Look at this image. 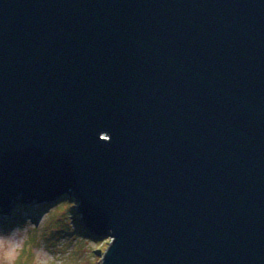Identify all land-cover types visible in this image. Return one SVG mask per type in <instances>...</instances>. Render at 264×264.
<instances>
[{"label": "water", "instance_id": "water-1", "mask_svg": "<svg viewBox=\"0 0 264 264\" xmlns=\"http://www.w3.org/2000/svg\"><path fill=\"white\" fill-rule=\"evenodd\" d=\"M63 196L101 264H264V0H0V210Z\"/></svg>", "mask_w": 264, "mask_h": 264}, {"label": "rangeland", "instance_id": "rangeland-1", "mask_svg": "<svg viewBox=\"0 0 264 264\" xmlns=\"http://www.w3.org/2000/svg\"><path fill=\"white\" fill-rule=\"evenodd\" d=\"M64 199L0 210V247L7 249L11 264H101L111 238L83 234Z\"/></svg>", "mask_w": 264, "mask_h": 264}, {"label": "trees", "instance_id": "trees-1", "mask_svg": "<svg viewBox=\"0 0 264 264\" xmlns=\"http://www.w3.org/2000/svg\"><path fill=\"white\" fill-rule=\"evenodd\" d=\"M66 197V198H65ZM62 199H64L65 200V202H66V204H68V206L70 207V208H72V213H73V217H72V219H73V223L76 225V227H79V228H81V230H83V234H88L89 236H91V237H99V236H97V235H95L94 233H91V232H89V230H87L86 228H85V226L83 225V223L82 222H80L79 224L76 222V221H80L79 220V217H80V214H79V212H78V210H77V204H76V201H74L75 200V197H69V196H63V197H61ZM67 198H69L68 200H66ZM72 200V201H71Z\"/></svg>", "mask_w": 264, "mask_h": 264}, {"label": "clouds", "instance_id": "clouds-1", "mask_svg": "<svg viewBox=\"0 0 264 264\" xmlns=\"http://www.w3.org/2000/svg\"><path fill=\"white\" fill-rule=\"evenodd\" d=\"M0 264H11V258L4 247H0Z\"/></svg>", "mask_w": 264, "mask_h": 264}]
</instances>
